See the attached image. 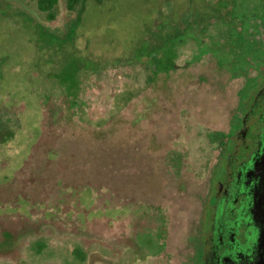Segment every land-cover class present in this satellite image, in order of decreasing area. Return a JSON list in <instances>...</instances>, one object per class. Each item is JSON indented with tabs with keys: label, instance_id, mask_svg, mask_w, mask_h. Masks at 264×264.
<instances>
[{
	"label": "rangeland",
	"instance_id": "1",
	"mask_svg": "<svg viewBox=\"0 0 264 264\" xmlns=\"http://www.w3.org/2000/svg\"><path fill=\"white\" fill-rule=\"evenodd\" d=\"M37 1L0 0V264H198L264 0Z\"/></svg>",
	"mask_w": 264,
	"mask_h": 264
},
{
	"label": "flooded vegetation",
	"instance_id": "2",
	"mask_svg": "<svg viewBox=\"0 0 264 264\" xmlns=\"http://www.w3.org/2000/svg\"><path fill=\"white\" fill-rule=\"evenodd\" d=\"M248 20L238 29L239 38L254 45L255 58L245 57L248 85L241 115L231 128L227 152L223 151L211 173L198 239V264H259L258 221L253 214V163L264 147V25ZM229 39V36L227 40ZM235 75H238L235 73ZM220 143H223L220 142ZM256 174V173H255Z\"/></svg>",
	"mask_w": 264,
	"mask_h": 264
},
{
	"label": "water",
	"instance_id": "3",
	"mask_svg": "<svg viewBox=\"0 0 264 264\" xmlns=\"http://www.w3.org/2000/svg\"><path fill=\"white\" fill-rule=\"evenodd\" d=\"M253 173L255 175L256 182L253 187V214L258 221L259 238H260V261L259 264H264V147L256 155L253 163ZM256 173V174H255Z\"/></svg>",
	"mask_w": 264,
	"mask_h": 264
},
{
	"label": "trees",
	"instance_id": "4",
	"mask_svg": "<svg viewBox=\"0 0 264 264\" xmlns=\"http://www.w3.org/2000/svg\"><path fill=\"white\" fill-rule=\"evenodd\" d=\"M66 1V8L68 11H73L74 7L81 1V0H65ZM58 4V0H38L37 1V8L39 11L41 12H44L46 14V19L48 21H53L56 17V6ZM262 21V20H261ZM229 39H230V36H229ZM62 87H66L65 85V82L64 83H61L60 84ZM70 87V86H69ZM67 94L69 95H73V94H76V91L73 90L72 92H68ZM223 134L221 133H218L216 135H214V138L216 141L218 140V142H221L220 140L223 138L222 136ZM212 140L215 141V140ZM153 245L155 243V241H152L151 242ZM43 245L41 242H38L36 244V252H39L41 251V249L39 248V245ZM73 253L75 254V257H77L79 259V262L80 263H84L85 260H86V255L85 253H81V249H75L73 251Z\"/></svg>",
	"mask_w": 264,
	"mask_h": 264
}]
</instances>
